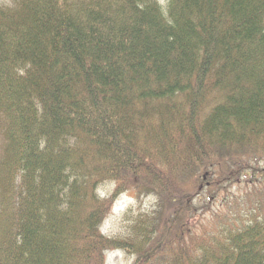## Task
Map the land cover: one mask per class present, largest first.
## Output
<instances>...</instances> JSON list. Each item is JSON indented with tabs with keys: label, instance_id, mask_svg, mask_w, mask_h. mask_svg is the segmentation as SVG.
Here are the masks:
<instances>
[{
	"label": "trees",
	"instance_id": "1",
	"mask_svg": "<svg viewBox=\"0 0 264 264\" xmlns=\"http://www.w3.org/2000/svg\"><path fill=\"white\" fill-rule=\"evenodd\" d=\"M0 114V264H264V0H13Z\"/></svg>",
	"mask_w": 264,
	"mask_h": 264
},
{
	"label": "rangeland",
	"instance_id": "2",
	"mask_svg": "<svg viewBox=\"0 0 264 264\" xmlns=\"http://www.w3.org/2000/svg\"><path fill=\"white\" fill-rule=\"evenodd\" d=\"M13 0H0V6L12 4ZM158 2L161 4V6L166 5V0H158ZM4 116L0 114V160L2 156L3 147H4V138H3V127H4ZM261 166H264V163H261ZM260 166V167H261ZM206 180V179H205ZM211 181V179L206 180L208 183ZM243 180L240 181V183H237L235 186H227L228 187V196L236 194L239 189H244L246 185H244ZM115 184L114 183H107L101 187L98 188V195L101 199H105L110 197L111 194H113L115 190ZM203 190V189H202ZM204 197V195H203ZM153 204V198H140V200L137 199L136 196H133L130 194V192H124L121 194L116 202L113 205V208L111 209V212L108 216V218L104 221L102 225V233L105 236H108L110 238H115L125 232L126 227L128 226V222L125 219V213L127 210L133 209L135 211H138L140 208H143V211L149 212L151 205ZM217 204V203H216ZM215 205L210 206L212 209ZM202 213V211L200 212ZM136 257L135 256H129L128 254L121 252V251H112L109 252L107 255V263L106 264H135Z\"/></svg>",
	"mask_w": 264,
	"mask_h": 264
}]
</instances>
